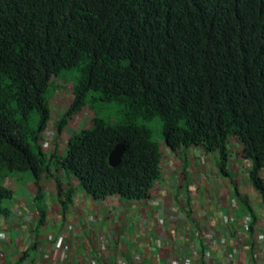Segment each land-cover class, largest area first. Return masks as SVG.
Returning a JSON list of instances; mask_svg holds the SVG:
<instances>
[{
	"label": "trees",
	"instance_id": "trees-1",
	"mask_svg": "<svg viewBox=\"0 0 264 264\" xmlns=\"http://www.w3.org/2000/svg\"><path fill=\"white\" fill-rule=\"evenodd\" d=\"M61 71L75 73L73 97L54 141L82 108L95 116L57 154L41 141ZM109 105L114 123L101 117ZM154 118L167 148L217 152L224 175L235 138L264 200V0H0V214L17 172L31 173L39 196L41 177L54 178L63 212L74 188L52 170L95 199L147 198L162 154L140 123ZM117 144L124 151L112 167Z\"/></svg>",
	"mask_w": 264,
	"mask_h": 264
},
{
	"label": "crops",
	"instance_id": "crops-1",
	"mask_svg": "<svg viewBox=\"0 0 264 264\" xmlns=\"http://www.w3.org/2000/svg\"><path fill=\"white\" fill-rule=\"evenodd\" d=\"M160 141V178L141 200L95 199L52 170L74 188L63 212L54 178L41 177L39 196L32 176L7 177L0 264H264V200L242 145L229 140L224 175L217 152Z\"/></svg>",
	"mask_w": 264,
	"mask_h": 264
},
{
	"label": "rangeland",
	"instance_id": "rangeland-1",
	"mask_svg": "<svg viewBox=\"0 0 264 264\" xmlns=\"http://www.w3.org/2000/svg\"><path fill=\"white\" fill-rule=\"evenodd\" d=\"M74 75L75 73L73 71H61L59 75L53 76L52 86L47 94L48 103L50 104L52 111V118L48 124V127L43 133V138L45 137L44 135L53 136L54 138L56 136V120L61 117V115L65 112V110L68 108V105L72 101V82ZM107 115H109V119H111L110 122L114 123L115 120L119 118L117 107H112L110 105L107 106V109H104L101 112V117L106 118ZM94 116L95 115L93 110L84 107L76 114H74L70 119H68L61 134H59L57 137V150L59 152L63 151L66 144V139L68 136H70L71 133L77 132L79 129L89 128L92 124ZM140 124L151 129V131H153L155 139L161 142L160 140L162 139V123H160L157 118H154L147 122H141ZM53 142L55 141L53 140ZM42 144H44V142L41 141V145ZM16 175L32 176L30 172H17L10 174L9 178H12V176Z\"/></svg>",
	"mask_w": 264,
	"mask_h": 264
},
{
	"label": "water",
	"instance_id": "water-1",
	"mask_svg": "<svg viewBox=\"0 0 264 264\" xmlns=\"http://www.w3.org/2000/svg\"><path fill=\"white\" fill-rule=\"evenodd\" d=\"M124 151V147L121 144H117L108 155V163L110 166H117L120 163V157Z\"/></svg>",
	"mask_w": 264,
	"mask_h": 264
},
{
	"label": "built area",
	"instance_id": "built-area-1",
	"mask_svg": "<svg viewBox=\"0 0 264 264\" xmlns=\"http://www.w3.org/2000/svg\"><path fill=\"white\" fill-rule=\"evenodd\" d=\"M44 136L45 137L42 140V142H44V144H42V147L44 149L50 150V148L52 147L54 137L53 136H47V135H44ZM136 259H139V256H137Z\"/></svg>",
	"mask_w": 264,
	"mask_h": 264
}]
</instances>
